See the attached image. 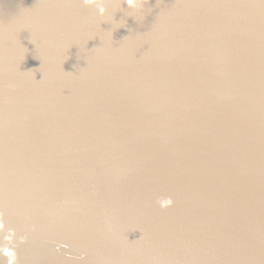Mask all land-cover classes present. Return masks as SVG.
<instances>
[{"label":"water","instance_id":"water-1","mask_svg":"<svg viewBox=\"0 0 264 264\" xmlns=\"http://www.w3.org/2000/svg\"><path fill=\"white\" fill-rule=\"evenodd\" d=\"M0 264H264V0H0Z\"/></svg>","mask_w":264,"mask_h":264},{"label":"clouds","instance_id":"clouds-1","mask_svg":"<svg viewBox=\"0 0 264 264\" xmlns=\"http://www.w3.org/2000/svg\"><path fill=\"white\" fill-rule=\"evenodd\" d=\"M129 3H130V5L133 4L134 3V0H129ZM99 11H100L101 14H103L104 13V8L103 7H100L99 8ZM167 203H170V201H168Z\"/></svg>","mask_w":264,"mask_h":264}]
</instances>
